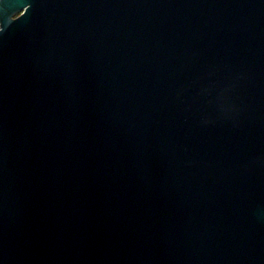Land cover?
I'll use <instances>...</instances> for the list:
<instances>
[{
	"label": "water",
	"instance_id": "95a60500",
	"mask_svg": "<svg viewBox=\"0 0 264 264\" xmlns=\"http://www.w3.org/2000/svg\"><path fill=\"white\" fill-rule=\"evenodd\" d=\"M0 264H264V0H0Z\"/></svg>",
	"mask_w": 264,
	"mask_h": 264
}]
</instances>
